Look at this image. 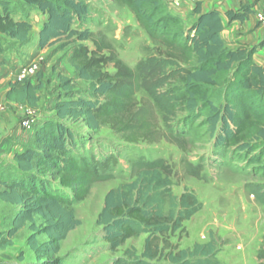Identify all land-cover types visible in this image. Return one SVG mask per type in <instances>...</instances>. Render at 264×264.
Masks as SVG:
<instances>
[{"label":"trees","instance_id":"1","mask_svg":"<svg viewBox=\"0 0 264 264\" xmlns=\"http://www.w3.org/2000/svg\"><path fill=\"white\" fill-rule=\"evenodd\" d=\"M114 1L128 8L148 36L165 49L166 61L180 66V85L172 89L171 96L173 106L186 112L187 120L182 127L162 132L154 107L137 103L142 75L112 52L100 56L111 50L110 44L89 29L75 28L89 20L93 9L89 0H0L1 36L29 43L32 23L15 20L11 8L14 2H22L47 17L39 33L41 49L54 45L53 40H73L69 62L79 79L90 84L93 97L68 93L54 107L56 120H42L32 145L15 152L10 165L0 168V202L19 209L10 219V229L0 230L1 250L13 246L20 231L30 224L34 234L28 244L36 258L46 264H61L58 256L62 243L81 225L74 207L89 197L95 184L114 179L110 167L116 163L115 157L100 160L96 155H86L74 130L64 122H82L92 132L109 128L128 144L165 139L183 149L189 138L209 136L222 155L228 156V164L246 157L250 165L255 164V174L264 177V67L254 60L264 42L251 49L228 47L221 37L220 12L203 13L200 2L183 18L166 0ZM250 12L252 9L247 8L226 15L230 21H242ZM188 19L193 20L191 24ZM3 52L0 45V54ZM110 63L115 64L113 75L104 71ZM64 87L69 92L70 81L64 80ZM41 89V84L27 79L13 82L6 100L37 109ZM213 89L221 92L218 103ZM203 170L201 165H187L191 177L207 180ZM133 172L138 175L136 181L124 191H111L99 216L98 224L111 250L116 252L130 239L148 234L142 257L133 264L161 259L170 264H218L214 241L195 245L192 250L165 253L162 237L178 232L202 205L192 193L180 198L173 195L172 172L163 160H139L133 164ZM37 218L43 221L41 226H37ZM41 235L47 241L39 243Z\"/></svg>","mask_w":264,"mask_h":264},{"label":"rangeland","instance_id":"2","mask_svg":"<svg viewBox=\"0 0 264 264\" xmlns=\"http://www.w3.org/2000/svg\"><path fill=\"white\" fill-rule=\"evenodd\" d=\"M89 2L93 5L89 20L75 28L81 31L89 29L98 39L103 38L110 44L111 50L103 51L100 56H110L112 52L130 69L142 75L143 84L137 103L139 106L149 103L154 107L162 132L182 127L187 113L173 106L171 96L172 89L180 85V66L166 61L165 49L148 36L128 8L119 6L114 0ZM11 8L14 19L29 20L33 30L27 44L0 35V45L4 49L0 54V168L10 165L15 152L32 145L42 120H56L54 107L68 93L93 98L89 92L90 84L79 79L69 62L75 47L73 40H53L54 45L41 49L39 33L47 17L22 2H14ZM188 9L191 7L179 12L186 15L183 18L188 16ZM192 21L188 19V24ZM86 45L96 50L92 43L86 42ZM2 61L5 64H1ZM32 63H37V73L23 78L22 68ZM104 71L115 74V64H108ZM24 79L42 85L37 109L27 103L6 100L10 84ZM64 80L70 81L69 92L64 87ZM213 92L218 103L221 92L218 89H213ZM23 122H28V126H23ZM64 123L74 130L86 155H96L100 160L113 155L116 163L110 167L114 179L95 184L89 197L74 207L81 225L62 243L58 256L61 264H133L141 259L148 234L130 239L114 252L105 240L103 227L98 224L107 195L113 190L124 191L136 181L138 175L133 172V164L139 160H163L172 172L173 195L180 198L186 192L192 193L202 205L178 232L162 237L161 248L165 253L172 249L192 250L195 245L214 241L218 264H264V177L255 174V164L250 165L246 157L228 164V156L222 155L215 147V140L209 136L198 140L189 138L182 149L165 139L128 144L106 127L92 132L82 122ZM187 165H201L207 180L191 177L187 173ZM165 177L163 174V179ZM169 206L167 201L166 214ZM18 210L0 202L1 231L10 229V219ZM42 223L37 218V226ZM33 234L28 224L20 231L13 246L0 249V264H46L36 258L28 244ZM38 241L43 243L47 237L38 236ZM151 264L170 263L161 259Z\"/></svg>","mask_w":264,"mask_h":264},{"label":"crops","instance_id":"3","mask_svg":"<svg viewBox=\"0 0 264 264\" xmlns=\"http://www.w3.org/2000/svg\"><path fill=\"white\" fill-rule=\"evenodd\" d=\"M200 7L203 13L212 10L220 12L223 18L221 37L228 47L251 49L264 42V26L256 18V13L264 8V0H201ZM247 8L252 9V12L247 13L242 21H230L226 15L229 11L239 13ZM190 11L188 9L186 13L189 14ZM254 60L264 67V46L258 48Z\"/></svg>","mask_w":264,"mask_h":264},{"label":"built area","instance_id":"4","mask_svg":"<svg viewBox=\"0 0 264 264\" xmlns=\"http://www.w3.org/2000/svg\"><path fill=\"white\" fill-rule=\"evenodd\" d=\"M201 0H166L172 10L181 12L185 7L193 8ZM257 21L260 25L264 26V8L256 13ZM38 71L37 63H32L27 67L22 68L23 78L33 76ZM22 81V80H21ZM23 126H28V122H23Z\"/></svg>","mask_w":264,"mask_h":264}]
</instances>
